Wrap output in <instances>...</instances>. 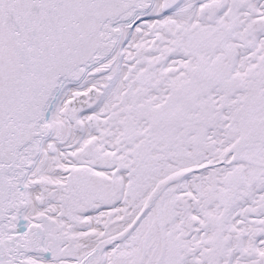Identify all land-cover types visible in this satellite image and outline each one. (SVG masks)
Here are the masks:
<instances>
[{"label":"snow or ice","instance_id":"obj_1","mask_svg":"<svg viewBox=\"0 0 264 264\" xmlns=\"http://www.w3.org/2000/svg\"><path fill=\"white\" fill-rule=\"evenodd\" d=\"M0 264H264V0H0Z\"/></svg>","mask_w":264,"mask_h":264}]
</instances>
